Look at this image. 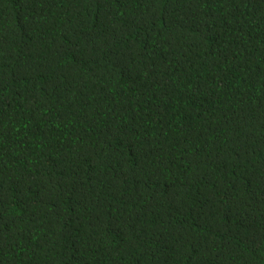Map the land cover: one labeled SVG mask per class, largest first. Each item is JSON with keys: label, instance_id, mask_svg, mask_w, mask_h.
I'll return each mask as SVG.
<instances>
[{"label": "trees", "instance_id": "obj_1", "mask_svg": "<svg viewBox=\"0 0 264 264\" xmlns=\"http://www.w3.org/2000/svg\"><path fill=\"white\" fill-rule=\"evenodd\" d=\"M0 264H264V0H0Z\"/></svg>", "mask_w": 264, "mask_h": 264}]
</instances>
